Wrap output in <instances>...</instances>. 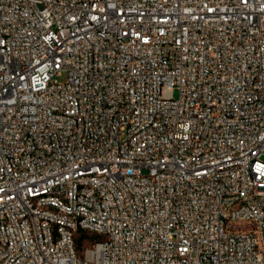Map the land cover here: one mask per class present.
I'll return each mask as SVG.
<instances>
[{
    "label": "built area",
    "instance_id": "built-area-1",
    "mask_svg": "<svg viewBox=\"0 0 264 264\" xmlns=\"http://www.w3.org/2000/svg\"><path fill=\"white\" fill-rule=\"evenodd\" d=\"M263 154L264 0H0V264H264Z\"/></svg>",
    "mask_w": 264,
    "mask_h": 264
},
{
    "label": "rangeland",
    "instance_id": "rangeland-1",
    "mask_svg": "<svg viewBox=\"0 0 264 264\" xmlns=\"http://www.w3.org/2000/svg\"><path fill=\"white\" fill-rule=\"evenodd\" d=\"M174 95H175V97H179V90L178 89L174 91ZM262 159L264 160V154L262 155Z\"/></svg>",
    "mask_w": 264,
    "mask_h": 264
},
{
    "label": "trees",
    "instance_id": "trees-1",
    "mask_svg": "<svg viewBox=\"0 0 264 264\" xmlns=\"http://www.w3.org/2000/svg\"><path fill=\"white\" fill-rule=\"evenodd\" d=\"M87 237V235L85 233H82L81 234V237H80V243L82 242L83 239H85Z\"/></svg>",
    "mask_w": 264,
    "mask_h": 264
}]
</instances>
